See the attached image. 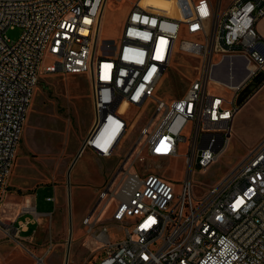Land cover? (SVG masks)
I'll use <instances>...</instances> for the list:
<instances>
[{
    "label": "built area",
    "instance_id": "2783aa9c",
    "mask_svg": "<svg viewBox=\"0 0 264 264\" xmlns=\"http://www.w3.org/2000/svg\"><path fill=\"white\" fill-rule=\"evenodd\" d=\"M107 1L0 0V209L47 53L55 61L45 72L87 73L91 79L95 123L82 150L112 156L130 126L120 105L158 102L82 218L101 244L93 264H264V137L203 194L194 191L191 178L195 166L206 169L225 152L236 96L264 69V40L256 28L264 0H133L117 43H106L108 51H102L98 32ZM16 27L21 34L10 39L8 29ZM177 50L199 58L198 73L183 95L166 103L154 92ZM215 55L220 61L242 57L245 78L209 91L211 79L216 81ZM234 72L229 69L230 80ZM181 145L187 174L180 190L158 173L131 171L144 154L174 157ZM113 198L117 204L110 220L121 224L123 238H111L107 226L97 229ZM21 213L33 218L19 223L0 218V232L20 244L23 230L41 216L31 204ZM36 259L44 263L42 256Z\"/></svg>",
    "mask_w": 264,
    "mask_h": 264
},
{
    "label": "rangeland",
    "instance_id": "374dc122",
    "mask_svg": "<svg viewBox=\"0 0 264 264\" xmlns=\"http://www.w3.org/2000/svg\"><path fill=\"white\" fill-rule=\"evenodd\" d=\"M132 2L133 0L107 1L101 15L98 50L108 51L105 49L106 43H117ZM184 12L187 13L185 9ZM20 34V27L7 31L8 37L13 40ZM184 34L182 31L180 38ZM220 59L217 55L213 57L214 63ZM54 61L50 55L45 54L35 89L37 98L31 106L27 138L25 139L23 133L25 118L9 180V190L15 195L31 194L32 205L39 212H53V226H49L48 218L43 219L39 224L38 235L33 240H23L21 244L0 232V264H65L68 247V264H93L98 260L101 244L87 231V227L82 226V218L91 212L99 191L116 174L132 143L139 136L141 128L152 118L158 104L155 99H151L139 107L120 106L119 110L127 116L130 126L117 151L110 157H101L93 154L90 149H83L70 170L68 180L69 167L78 152L77 138L95 123V108L89 75L62 71L45 72L44 67ZM198 64L199 58L177 50L161 76L154 96L170 103L183 95L198 73ZM232 67H236V64ZM227 71L225 69L217 73L220 76L228 73ZM242 73L244 74V70ZM210 82L212 87L209 91L215 90L214 83L217 81L211 79ZM248 84L239 90L237 104L243 103L247 98L239 100L241 92ZM259 94L261 95L258 93L252 96L241 108L233 122L231 141L229 140L220 158L206 169L199 166L192 169L191 178L197 194H203L206 189L223 179L245 156L249 147L257 142L264 129V107L261 111ZM159 114L155 120L159 118ZM185 153V145H181L179 155L174 157L151 158L144 154L143 161L134 160L131 171L141 174L158 173L167 177V181L176 190H180V182L187 174ZM134 156L135 151L125 164L126 168ZM19 162L21 167H17ZM118 179L119 177L114 184ZM116 204L117 200L113 198L101 215V224L97 228L100 231L102 226H107L111 238L115 239L123 238L121 224L110 220ZM5 210L2 203L0 218L5 219ZM34 227L22 232L21 236L35 235ZM39 255H42L45 263L37 262L35 257Z\"/></svg>",
    "mask_w": 264,
    "mask_h": 264
},
{
    "label": "crops",
    "instance_id": "0c3cea01",
    "mask_svg": "<svg viewBox=\"0 0 264 264\" xmlns=\"http://www.w3.org/2000/svg\"><path fill=\"white\" fill-rule=\"evenodd\" d=\"M256 28H257V30H258V32L260 33V35L262 36V39L264 40V16L263 17H261L260 19H258V21L256 22ZM217 56H220V55H217ZM229 59H232V60H230V61H227L226 62V65H228V63H229V66H230V64H232L231 65V67L233 66V64L235 65L236 64V67H234V69H235V72H234V78L236 77V79H235V81L236 82H241L243 79H244V77L245 76H243L244 74L242 73V71L244 70V73H245V63H246V61H244V59L242 58V57H238V56H235V57H231V58H229ZM235 59V60H234ZM238 60V61H237ZM229 66H227V67H229ZM230 67V68H231ZM218 70V67H217V69H216V71H214L213 72V76H215L214 74H215V72H218L217 71ZM228 73H225V74H221L220 76L219 75H217V76H215V80L217 81V82H219V85H217L216 86V90L217 91H220V89L222 88V89H226V85L227 84H229L228 82H230V76H229V71H227ZM238 73V74H237ZM259 74V75H258ZM257 75V78L254 80L253 78L256 76H254L252 79H250L249 81H247L246 83H245V85L246 84H248V83H250V82H254V83H256L257 84V87L251 92V94H249V95H247L245 98V101L243 102V103H240V104H237V107H238V109L236 110V112H235V114H234V117H233V119H232V124H233V122L235 121V119L237 118V115L239 114V112H240V110H241V108L243 107V105L252 97V96H254V95H256V94H258V93H261V95H260V110L262 111V109H263V107H264V92H262L263 90H264V69L263 70H261L259 73H258ZM218 77V78H217ZM242 93V92H241ZM240 94V93H239ZM241 95V94H240ZM237 96H238V94H237ZM237 96H236V99H237ZM121 112V111H120ZM27 113H28V111H27ZM122 113V112H121ZM27 117V116H26ZM28 125H29V122H27V120H26V122H25V126H24V128H23V133H24V136H25V139L27 138V127H28ZM91 126H92V124H91ZM91 126L89 127V129L87 130V131H84V132H82L79 136H78V138H77V146H78V152H77V154L75 155V157H74V159H73V161H72V163H71V165H74V163L78 160V157L81 155V153H82V147H83V143H84V141H85V139H86V137H87V134H88V131H90V128H91ZM233 126V125H232ZM264 137V129H263V131L261 132V134H260V136H259V138H258V140H257V142L255 143V144H257L262 138ZM255 144H253L252 145V147L255 145ZM252 147H249V149H248V151L252 148ZM248 151H247V153H248ZM246 153V154H247ZM94 154V153H93ZM245 154V155H246ZM76 159V160H75ZM21 161V160H20ZM74 162V163H73ZM71 165H70V167H71ZM17 167H21V162H19L18 163V166ZM70 167H69V169H70ZM73 167V166H72ZM18 169V168H17ZM72 169V168H71ZM165 178H167V177H165ZM10 186H11V184H10V181H9V186H8V190H7V192H6V195H5V197H4V200H3V206L5 207V211L3 212V213H5V215H4V218L5 219H10V220H12V221H14L15 223H19L20 221H23L24 219H26V218H33V215H29V214H27V213H21V209H22V207L23 206H25V205H29V204H31L32 205V195L31 194H26V195H22V196H17V195H15L13 192H11L10 190H9V188H10ZM55 197V194H54V196H53V198ZM54 200V207L56 206V203H55V199H53ZM33 206V205H32ZM36 207V206H35ZM36 210H37V207H36ZM38 211V210H37ZM39 212V211H38ZM39 213H41V216L38 218V220L37 221H31L30 223H29V225L26 227V229L25 230H23V232H25V231H29L30 230V228H31V226H35L34 227V230H35V235H29V236H26V237H24L25 238V240L26 239H30V240H33L35 237H36V235H38V228H39V224L41 223V221L43 220V219H45V218H48V222H49V226L52 228V226H53V220H52V218H53V216H52V213L53 212H39ZM86 216V215H85ZM84 217V216H83ZM29 229V230H28ZM2 256V255H1ZM39 256H42V255H39ZM37 257V256H36ZM35 257V258H36ZM69 258V257H68ZM45 263V262H44Z\"/></svg>",
    "mask_w": 264,
    "mask_h": 264
},
{
    "label": "bare ground",
    "instance_id": "6f19581e",
    "mask_svg": "<svg viewBox=\"0 0 264 264\" xmlns=\"http://www.w3.org/2000/svg\"><path fill=\"white\" fill-rule=\"evenodd\" d=\"M105 6V5H104ZM103 12V11H102ZM100 29V28H99ZM230 60H232V59H229V58H225V59H223V60H221L220 62H216V64L217 65H214L213 66V70L214 71H216V69H217V67H218V72L220 73L221 72V70H225V69H227L228 71H229V69H233V67H231V65L232 64H230V66H229V63H228V65H226V62L227 61H230ZM235 60V59H234ZM233 61V60H232ZM238 61V60H237ZM227 66H229V67H227ZM231 67V68H230ZM212 70V74H213V71ZM216 74H217V72H216ZM214 74L215 76H217V75H219V74ZM245 74H246V72L244 73V75L243 76H245ZM215 76H213V77H215ZM230 76V75H229ZM218 78V77H217ZM236 78V77H235ZM245 78V77H244ZM234 80V78L233 79H231L230 80V82H228L230 85H236V84H238V83H240V82H238V83H236V81H233ZM34 95L32 96V99H31V104H30V106H29V108H28V113H27V117H26V120H27V122H29L30 121V116H31V106L34 104V102L36 101V98H37V93H36V91H35V93H33ZM37 103V102H36ZM39 103V102H38ZM120 106H124V107H130L131 105H129V103H127V102H123ZM35 107V106H34ZM33 108V107H32ZM34 113V112H33ZM33 115V114H32ZM27 134V133H26ZM231 141V140H230ZM17 154V153H16Z\"/></svg>",
    "mask_w": 264,
    "mask_h": 264
},
{
    "label": "water",
    "instance_id": "95a60500",
    "mask_svg": "<svg viewBox=\"0 0 264 264\" xmlns=\"http://www.w3.org/2000/svg\"><path fill=\"white\" fill-rule=\"evenodd\" d=\"M257 87V84L254 83V82H250L248 85H247V88L242 91L240 97H239V100L240 99H243L245 98L248 94H251V92ZM76 160V159H75ZM74 163V162H73ZM73 165H71L69 171H68V180H69V174H70V170L72 168ZM68 185L70 186V182H68ZM69 209H71V204H69ZM70 213V212H69ZM71 217V215H70ZM69 239L71 240V233L69 235ZM69 250H70V247H68L67 249V254H66V260H65V264H68V257H69Z\"/></svg>",
    "mask_w": 264,
    "mask_h": 264
}]
</instances>
